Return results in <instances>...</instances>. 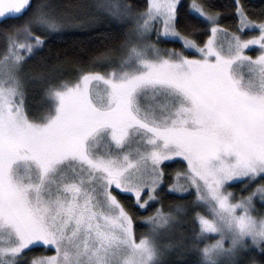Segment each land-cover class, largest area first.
<instances>
[{"label": "snow or ice", "instance_id": "snow-or-ice-1", "mask_svg": "<svg viewBox=\"0 0 264 264\" xmlns=\"http://www.w3.org/2000/svg\"><path fill=\"white\" fill-rule=\"evenodd\" d=\"M0 264H264V0H0Z\"/></svg>", "mask_w": 264, "mask_h": 264}, {"label": "trees", "instance_id": "trees-1", "mask_svg": "<svg viewBox=\"0 0 264 264\" xmlns=\"http://www.w3.org/2000/svg\"><path fill=\"white\" fill-rule=\"evenodd\" d=\"M58 4H79L90 3L94 0H53ZM218 3H224L225 0H217ZM110 37L109 26L101 19L98 25H94L92 28H71L65 30V32L56 38L52 44L51 51L55 53L57 50H66L71 55H77L82 59H87L91 55L96 54L102 50L108 43ZM47 49L45 52L47 53ZM71 70L70 67L68 69ZM33 108L44 105V101L41 99V94L36 91L32 95L30 101ZM172 169H176L179 165H172ZM178 197H169L165 200V204H171L177 202ZM140 217L149 215V211H140L138 214ZM146 223L140 219L136 220V235L139 236L144 233ZM44 253L42 248L34 249L32 255H41Z\"/></svg>", "mask_w": 264, "mask_h": 264}, {"label": "rangeland", "instance_id": "rangeland-1", "mask_svg": "<svg viewBox=\"0 0 264 264\" xmlns=\"http://www.w3.org/2000/svg\"><path fill=\"white\" fill-rule=\"evenodd\" d=\"M45 106V103H44V105H43V107ZM35 111H37V112H39L40 110H42V106H38V107H36V108H33ZM147 229H148V225L146 224V228H145V232L147 231ZM44 250V249H43ZM52 254V252L51 251H45L44 250V253L43 254H41V255H51Z\"/></svg>", "mask_w": 264, "mask_h": 264}]
</instances>
